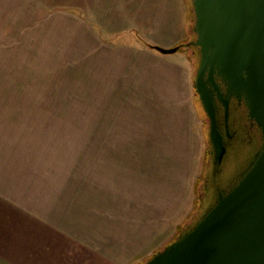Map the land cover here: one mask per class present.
<instances>
[{"label":"crops","instance_id":"crops-1","mask_svg":"<svg viewBox=\"0 0 264 264\" xmlns=\"http://www.w3.org/2000/svg\"><path fill=\"white\" fill-rule=\"evenodd\" d=\"M43 6L0 0V27L25 34L32 29L24 19L32 18L29 26L40 33L57 19ZM97 55L105 66L99 77L100 91L108 92L104 109L98 107L97 121L81 123L80 142L61 141L64 149L37 137L40 116L24 117L17 106L5 132L0 89V249L16 264H137L185 201L191 71L148 49L109 45ZM142 130H152L151 138L139 139ZM152 142L162 154L152 153Z\"/></svg>","mask_w":264,"mask_h":264},{"label":"rangeland","instance_id":"rangeland-1","mask_svg":"<svg viewBox=\"0 0 264 264\" xmlns=\"http://www.w3.org/2000/svg\"><path fill=\"white\" fill-rule=\"evenodd\" d=\"M41 2L44 8L57 12V19L50 27L43 24L40 33H35L34 27L29 26L35 22L32 18L24 19L25 26H28L25 29H32L25 34L16 30L6 34L5 27H0L4 31L0 33V89H5V132H10L13 115H16L13 114V107L17 106L16 111H24V117L40 116L36 118L35 127L39 129L36 133L40 134L36 135L45 143L53 144L54 148L57 143L59 149H64L61 141L80 142L81 123L97 121L98 107L104 109L108 97V92L100 91L99 85L100 69L102 77L105 70L104 62L102 68L98 64L100 47L148 49L171 59L174 65L182 66L188 73L191 71L192 83L189 87L193 88L194 98L189 120V145L184 159L188 175L186 198L180 209L168 216L167 227L161 239L154 243L152 253L137 261L142 262L175 241L185 227L197 222L204 213V198L211 185L213 160L209 155L208 122L198 107L194 90L198 59L186 46L167 55L154 49L155 46L170 49L190 42L194 25L190 0ZM28 8L31 12L38 10L32 5ZM113 100L110 105H114ZM34 109L38 113H30ZM85 109L90 113H85ZM32 125L35 124L26 127ZM151 132L139 131L138 137L151 138ZM152 143L156 144L152 146V153L162 154L161 145ZM230 159L233 160L232 157ZM1 228L0 235H4ZM0 245L5 248L3 241ZM5 255V250L0 249V264L17 263L16 259L5 258Z\"/></svg>","mask_w":264,"mask_h":264},{"label":"water","instance_id":"water-1","mask_svg":"<svg viewBox=\"0 0 264 264\" xmlns=\"http://www.w3.org/2000/svg\"><path fill=\"white\" fill-rule=\"evenodd\" d=\"M190 3L194 14L190 42L154 49L167 55L186 46L198 59L194 90L208 122L213 160L210 190L207 185L205 210L197 222L137 264H264V0ZM232 97L243 101L257 128L258 140L247 152L239 148L250 141L248 134L235 137L234 145L226 142L231 138ZM216 101L224 108V120L217 116ZM220 121H224L226 134ZM231 157L239 161L236 166Z\"/></svg>","mask_w":264,"mask_h":264},{"label":"flooded vegetation","instance_id":"flooded-vegetation-1","mask_svg":"<svg viewBox=\"0 0 264 264\" xmlns=\"http://www.w3.org/2000/svg\"><path fill=\"white\" fill-rule=\"evenodd\" d=\"M217 82L219 83V85L221 86V91L223 93H225V88L223 87V85L220 83V80L219 78L216 79ZM214 94V97L216 99V93H213ZM216 111H217V116L220 120H224V108L222 106V104L218 101H216ZM234 105H237V107L235 108ZM248 117V113H247V109L244 108V103L243 101L242 102H239L237 99H235L234 97L230 98V119H229V130H230V133H231V138H228L226 140V142L228 141L229 144L228 146L231 144V145H234V141L233 139L236 137L237 139H240L242 138V134H244V137L248 134L251 136L250 138V141L247 142L246 145H248L249 147H252L253 143H254V140L257 139V131H256V127L254 126V122L249 120V117ZM246 119H248L251 123V126L248 127V125L246 124L247 121ZM224 121H220V126H221V129L223 131L224 134H226V130H225V126H224ZM245 131V133H244ZM249 131V132H248ZM251 132V134H249ZM255 134V135H254ZM253 136V137H252ZM256 136V138H255ZM258 140V139H257ZM255 146V144H254ZM239 150H244L245 152H247L249 150V148H245V149H242L241 146L239 148ZM259 151V149L256 150V153ZM237 153V152H235Z\"/></svg>","mask_w":264,"mask_h":264},{"label":"trees","instance_id":"trees-1","mask_svg":"<svg viewBox=\"0 0 264 264\" xmlns=\"http://www.w3.org/2000/svg\"><path fill=\"white\" fill-rule=\"evenodd\" d=\"M248 147V145H244V146H241V148L242 149H245V148H247ZM248 148H250V147H248ZM242 152H245L244 150H241ZM234 166H236L238 163H239V161L238 160H233L232 162H231Z\"/></svg>","mask_w":264,"mask_h":264}]
</instances>
